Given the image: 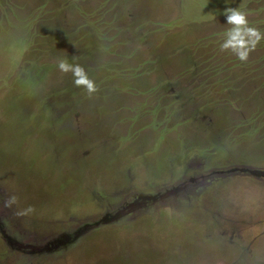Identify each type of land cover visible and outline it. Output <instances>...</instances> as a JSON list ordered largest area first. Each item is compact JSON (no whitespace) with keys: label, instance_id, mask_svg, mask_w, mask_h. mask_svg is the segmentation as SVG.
<instances>
[{"label":"rangeland","instance_id":"obj_1","mask_svg":"<svg viewBox=\"0 0 264 264\" xmlns=\"http://www.w3.org/2000/svg\"><path fill=\"white\" fill-rule=\"evenodd\" d=\"M213 4L0 0V264H264V35Z\"/></svg>","mask_w":264,"mask_h":264},{"label":"clouds","instance_id":"obj_2","mask_svg":"<svg viewBox=\"0 0 264 264\" xmlns=\"http://www.w3.org/2000/svg\"><path fill=\"white\" fill-rule=\"evenodd\" d=\"M224 15L225 23L231 27L226 30L220 48L230 50L239 60L244 61L247 59L250 48L254 47L264 34L258 29L248 26L246 15L239 8H226ZM56 66L60 72H71L73 84L78 87L82 86L87 93L91 94L96 90L93 80L87 76L84 68L79 64L69 63L66 59H59ZM14 199L12 198V202Z\"/></svg>","mask_w":264,"mask_h":264},{"label":"crops","instance_id":"obj_3","mask_svg":"<svg viewBox=\"0 0 264 264\" xmlns=\"http://www.w3.org/2000/svg\"><path fill=\"white\" fill-rule=\"evenodd\" d=\"M238 1L239 0H222L220 3H218L215 0V4H213V6H215L214 8L210 7V9H206V5H203L202 12H204V15L205 13H207V15H212L214 12L224 13V9L226 8H238L237 6L240 4Z\"/></svg>","mask_w":264,"mask_h":264}]
</instances>
